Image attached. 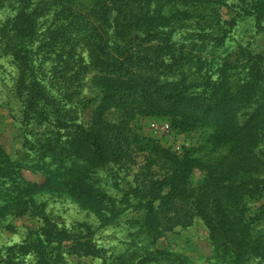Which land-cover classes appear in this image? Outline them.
Masks as SVG:
<instances>
[{
    "label": "trees",
    "instance_id": "trees-1",
    "mask_svg": "<svg viewBox=\"0 0 264 264\" xmlns=\"http://www.w3.org/2000/svg\"><path fill=\"white\" fill-rule=\"evenodd\" d=\"M231 4L230 0H0V8L9 13L0 21V56L11 57L18 69L15 96L23 104V123L38 120L52 128L50 137L36 142L26 138L30 169L46 178L42 193L0 147V219L29 214L41 225L27 239L0 248V264H74L73 256L92 257L102 264H174L173 253L154 246L151 251L110 256L89 226L55 221L48 211L55 197L95 213L104 226L119 223L133 209L132 227L151 244L199 219L212 247L210 264H264V207L253 212L248 206L251 197L228 199L214 193L207 181L192 187L191 174L201 167L198 159H178L149 141L131 138L129 131L136 112L206 129L209 143L215 149L230 146L240 172L257 183L248 193L263 196L264 179L259 176L264 161L257 149L264 135V51L246 42L239 27L245 22L255 35L264 34V0H239L237 8ZM226 8L228 18L223 15ZM42 18L47 21L45 35L52 36L47 45L80 37L96 54L94 63L104 66L132 63L133 59L125 62L123 56L100 52L127 50L140 35L146 41H160L164 51L170 50L176 34H184L182 43L210 41L213 53L226 52L207 60L201 48L186 49L175 42L179 46L174 61L194 64V73L203 81L181 93L163 85L145 86L137 75L99 77L104 96L94 122L86 123L65 99L37 81L46 80L40 61L45 48ZM70 63L68 58L63 65ZM246 109L251 112L241 125L238 113ZM133 153H141L146 166L121 194L114 179L121 176V180L122 165ZM162 164L166 167L158 178L152 167ZM106 168L114 179L99 173ZM131 257L138 261L130 263Z\"/></svg>",
    "mask_w": 264,
    "mask_h": 264
},
{
    "label": "rangeland",
    "instance_id": "rangeland-1",
    "mask_svg": "<svg viewBox=\"0 0 264 264\" xmlns=\"http://www.w3.org/2000/svg\"><path fill=\"white\" fill-rule=\"evenodd\" d=\"M238 3L239 0H230V7L237 8L239 7ZM223 15L228 18L230 15L229 9H224ZM8 16L7 10L0 8V21H4ZM41 23L43 24L41 43L45 45V48L41 53L40 61L44 66L46 80L37 81L46 85L55 96L65 99V102L69 104L68 107L72 106L73 111L77 112L86 123L94 122L104 96L99 77L105 75L113 77L117 74H125L127 77L137 75L142 79L141 81L145 86L163 85L171 91L181 93L187 87L203 81L199 79L198 73H194L196 70L194 64L174 61L177 57L175 51L179 46L178 44L185 46L186 49L197 50L201 48L203 50L202 54L207 60L213 59L212 54L215 55L217 60L226 52L220 50L213 53L210 41L205 45L190 43L189 41L182 43L180 40H182L184 34H176L170 50L164 51L160 46V41L156 39L146 41L144 35H140L131 43L128 48L130 51L128 49V51H120L117 48H108L107 52H100L101 55L105 56H123L124 58L121 61L125 62H127V58L133 59L132 63L124 66L114 64L104 66L97 62L94 63L96 54H92L91 49L84 46L85 42L83 43L80 37H77L75 41H72V37L67 42L58 41L56 44L47 45L52 36L45 35L44 26L47 24L45 18L41 19ZM239 32L242 38L246 42L250 41L258 52L264 51V34L255 35V32L245 22L240 23ZM175 42H178V44ZM197 45L200 46L197 47ZM232 50L230 49L228 52H233ZM68 58L71 63L68 66L63 65ZM17 76L18 69L12 62L11 57L7 55L0 56V147L5 155L20 165L23 178L37 187H41L39 189L42 193L47 189L44 186L46 185V178L42 173H36L30 169L32 163L25 155V152L28 151L25 148L26 138L36 142L37 139L44 136L50 137L49 134L52 128L38 120L29 121L27 124L23 123V104L15 96V88L18 86ZM202 96H205V94H202ZM245 112L241 110L238 113L241 125L247 120L246 115L251 112V109H246ZM129 128L131 138L136 137L149 141L162 150L174 154L178 159L188 156L198 159L201 167L195 168L191 174L192 187L197 188L207 181L214 187V193H222L228 199L245 195L251 197L248 206L252 207L253 212L264 207V193L259 198L254 193H248L247 191L254 188L257 183L240 172V169L234 163L235 153L230 151V146L215 149L209 143L210 131L181 125L171 117L145 112H136L129 121ZM257 153L264 161V135ZM144 163L146 162H144L141 153H133L131 159L125 165H122V171H125V174H122L121 180V176L118 179L111 177L109 168L100 170L99 173L117 181L119 183V193L123 194L129 189L128 182L132 181L134 174L140 173L145 168L146 164L143 166ZM165 167L164 164L153 166L154 176L160 178L161 170H164ZM259 177L264 179V172ZM64 201L57 197L49 201L48 211L53 214L55 221L67 226L75 224L89 226L93 230L97 242L108 250L110 256H119L128 252L151 251L154 246L159 251L173 253L174 256L171 259L174 257V264H210L213 256L212 247L207 238V229L199 219H196L189 228L181 229L178 227L165 237H161L156 243L151 244L146 242L145 237L137 235V231L132 227L136 218L133 209L127 211L119 223L104 226L100 217L95 213L81 208L70 200ZM40 226L39 221L29 214L10 215L1 218L0 248L27 239L29 234L38 231ZM64 244L69 247L72 246L71 242H65ZM128 256L130 257V255ZM134 259V257H131L129 262L138 261ZM71 261L74 264L79 262L102 264V260H92V257L79 259L73 256ZM151 264L156 263L152 262Z\"/></svg>",
    "mask_w": 264,
    "mask_h": 264
},
{
    "label": "built area",
    "instance_id": "built-area-1",
    "mask_svg": "<svg viewBox=\"0 0 264 264\" xmlns=\"http://www.w3.org/2000/svg\"><path fill=\"white\" fill-rule=\"evenodd\" d=\"M168 127V126H167Z\"/></svg>",
    "mask_w": 264,
    "mask_h": 264
}]
</instances>
